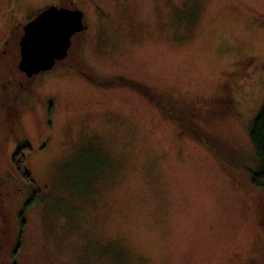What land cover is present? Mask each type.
Returning <instances> with one entry per match:
<instances>
[{"label":"rangeland","instance_id":"obj_1","mask_svg":"<svg viewBox=\"0 0 264 264\" xmlns=\"http://www.w3.org/2000/svg\"><path fill=\"white\" fill-rule=\"evenodd\" d=\"M46 1L0 0V179L25 219L1 264H264V0H80L74 72L29 77L3 40Z\"/></svg>","mask_w":264,"mask_h":264},{"label":"water","instance_id":"obj_2","mask_svg":"<svg viewBox=\"0 0 264 264\" xmlns=\"http://www.w3.org/2000/svg\"><path fill=\"white\" fill-rule=\"evenodd\" d=\"M83 28V11L50 6L25 26L19 68L28 76L52 67L67 55L71 36Z\"/></svg>","mask_w":264,"mask_h":264},{"label":"flooded vegetation","instance_id":"obj_3","mask_svg":"<svg viewBox=\"0 0 264 264\" xmlns=\"http://www.w3.org/2000/svg\"><path fill=\"white\" fill-rule=\"evenodd\" d=\"M187 4H188V2H186L185 5H187ZM50 6H57L58 8L67 7V8H71V9L82 10L83 11V28L74 32L73 35L71 36V44L68 48L67 55L64 58L57 59L55 64L52 67H50L48 69L40 70L39 72L33 74L35 76L36 75H42L43 73L46 74L49 72L52 74H55V75H61V74L66 75V74L72 72L73 71L72 68H75V67H72L71 65H68V64L66 66L65 65V59L70 54V49L73 46L74 39L80 38V42H81L83 37L86 35V32L90 29V24H89L88 18H87V10H86L85 6L80 4V0H49V1H46L44 4L32 6L26 12H24L25 14L24 13L21 14L23 19L17 18V20L15 22H12L10 24L8 31H7V35L5 36V38L3 40L5 43L8 41V39L10 37L15 35V37L17 38V43H18V48H19L18 50L20 52V58H21L20 41H21L23 35L25 34L26 24L29 21L36 18L40 13H42L44 10H46ZM95 8L98 9L99 5L96 4ZM4 52H5V49L2 46L0 48V58L5 54ZM78 55H80V54L77 53V56H76L77 64L81 65L83 63V61ZM20 58H19V60H20ZM18 66H19V64H18ZM2 69H4V66H3V68H1V70ZM20 71L22 72V74L23 73L26 74V72L23 71L22 69H20ZM76 71L81 72L86 77H89L91 75L90 73H88L87 71H85L82 68H80V70L77 69ZM29 77H31V76H29ZM139 91H141V93L144 94L145 96H147L149 98L151 97L150 95L144 93L142 90H139ZM19 109H20V104H19L17 111H16L17 120H19V118H20V114L18 112ZM15 150H14V152H15ZM5 183H6L5 179H2V180L0 179V194L2 193L1 188H3L7 194L6 199L3 198V202H2V198L0 196V255L3 253L4 248L8 249L7 245L8 246L14 245L13 251L15 253L19 250V247L21 246L20 236L22 235V231H23L22 226H23V222L25 221L24 217H21L23 215H21V216L19 215L17 208L15 211V212H17L16 213L17 218H16L15 223L13 221V217L10 216L8 211H9L10 205L12 204V201L17 198L18 192L16 190V187L13 190H10L6 186ZM9 200H10V205L8 206ZM16 223H17V228L16 227L15 228L17 229V232L15 233V231L13 229H14V226H16ZM7 224H8V227H7ZM1 263H2V259L0 258V264ZM14 264H17V263H14Z\"/></svg>","mask_w":264,"mask_h":264},{"label":"trees","instance_id":"obj_4","mask_svg":"<svg viewBox=\"0 0 264 264\" xmlns=\"http://www.w3.org/2000/svg\"><path fill=\"white\" fill-rule=\"evenodd\" d=\"M250 137L261 160L260 167L252 171L251 181L255 186L264 188V104L253 120ZM28 149V144H20L12 155L13 167L25 180L31 178L26 167V152Z\"/></svg>","mask_w":264,"mask_h":264}]
</instances>
